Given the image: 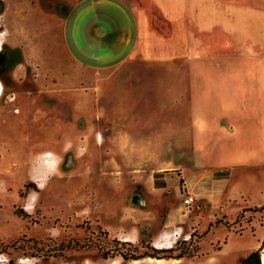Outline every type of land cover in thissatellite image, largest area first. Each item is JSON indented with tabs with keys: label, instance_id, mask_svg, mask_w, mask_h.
<instances>
[{
	"label": "rangeland",
	"instance_id": "1",
	"mask_svg": "<svg viewBox=\"0 0 264 264\" xmlns=\"http://www.w3.org/2000/svg\"><path fill=\"white\" fill-rule=\"evenodd\" d=\"M0 3V264L264 253V30L168 0Z\"/></svg>",
	"mask_w": 264,
	"mask_h": 264
},
{
	"label": "crops",
	"instance_id": "2",
	"mask_svg": "<svg viewBox=\"0 0 264 264\" xmlns=\"http://www.w3.org/2000/svg\"><path fill=\"white\" fill-rule=\"evenodd\" d=\"M157 2H162L165 5L167 0H156ZM168 0L171 6V10L178 11L181 13L179 20H186L190 18L188 13H193L202 19L208 18L206 12H214V17L219 19L229 21L233 26H239L240 21L244 20L246 23L244 26H254L260 28L261 33L264 30V0ZM192 5V6H190ZM220 12V13H219ZM250 20L248 23L246 20ZM264 32L262 33V36ZM260 88L264 89V67L262 68L260 75L257 76L256 80V93L257 98L255 104L257 105V113L260 116H264L260 112V106L264 107V102L257 100ZM240 106L245 107V113L248 112V106H246L245 101H242Z\"/></svg>",
	"mask_w": 264,
	"mask_h": 264
},
{
	"label": "trees",
	"instance_id": "3",
	"mask_svg": "<svg viewBox=\"0 0 264 264\" xmlns=\"http://www.w3.org/2000/svg\"><path fill=\"white\" fill-rule=\"evenodd\" d=\"M0 12L2 13L4 9L2 8V4L0 3ZM1 52V51H0ZM1 55V54H0ZM158 175H155V179ZM162 187V186H161ZM178 259L182 258V256L177 257ZM262 249L254 250L248 256H246L240 264H263L262 263Z\"/></svg>",
	"mask_w": 264,
	"mask_h": 264
},
{
	"label": "bare ground",
	"instance_id": "4",
	"mask_svg": "<svg viewBox=\"0 0 264 264\" xmlns=\"http://www.w3.org/2000/svg\"><path fill=\"white\" fill-rule=\"evenodd\" d=\"M2 50V41H1V34H0V51ZM2 94H3V86H2V84H1V82H0V97L2 96ZM47 156H51V153H48L47 154ZM47 175V174H46ZM40 187L41 186H43V184L41 183L40 185H39ZM43 188V187H42ZM164 260V259H163ZM163 260H154V259H149L147 262V264H163ZM262 263L264 264V253L262 254ZM134 264H144L143 262H135Z\"/></svg>",
	"mask_w": 264,
	"mask_h": 264
},
{
	"label": "built area",
	"instance_id": "5",
	"mask_svg": "<svg viewBox=\"0 0 264 264\" xmlns=\"http://www.w3.org/2000/svg\"><path fill=\"white\" fill-rule=\"evenodd\" d=\"M193 201H194V197L188 196L187 198H185L184 203L186 205H190Z\"/></svg>",
	"mask_w": 264,
	"mask_h": 264
}]
</instances>
